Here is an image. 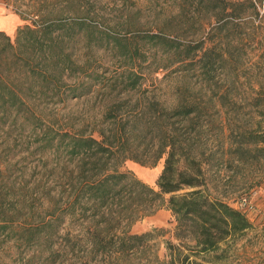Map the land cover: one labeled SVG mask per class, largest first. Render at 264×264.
I'll list each match as a JSON object with an SVG mask.
<instances>
[{
	"label": "trees",
	"instance_id": "trees-1",
	"mask_svg": "<svg viewBox=\"0 0 264 264\" xmlns=\"http://www.w3.org/2000/svg\"><path fill=\"white\" fill-rule=\"evenodd\" d=\"M4 1L31 19L12 36L0 30V247L15 248L14 263L247 264L238 242L257 224L214 192V176L232 161H264V92L250 100L258 118L232 127L230 88L161 95L137 87L148 49L213 82L227 64L215 38L228 45L263 0H178L185 26L143 35L100 26L83 0H55L56 13L34 0L23 12L21 0ZM99 52L112 56L113 70ZM67 100L77 106L54 110ZM161 158L155 187L121 170L126 159ZM163 206L172 229L132 231Z\"/></svg>",
	"mask_w": 264,
	"mask_h": 264
},
{
	"label": "rangeland",
	"instance_id": "rangeland-1",
	"mask_svg": "<svg viewBox=\"0 0 264 264\" xmlns=\"http://www.w3.org/2000/svg\"><path fill=\"white\" fill-rule=\"evenodd\" d=\"M46 1V2H45ZM29 0H21V12L29 6ZM87 18L90 17L95 23L103 27H116L119 29H131L132 32L141 33L144 31H158L160 28L172 26H185V21L179 15L178 0H83ZM34 4L44 10L43 4L48 5V10L56 13L59 5L55 0H34ZM257 16L250 15L246 21L237 25L234 37L228 45L220 43V39L215 38L218 48L224 49L227 64L226 72H217L216 79L206 84L201 75L189 69H184L183 64L174 63L171 59L156 53L153 50H145L146 60L140 63L143 78L137 88H158L159 94H169L171 88H230L231 97L237 102L234 110L228 113V118L232 127L240 124L247 126L253 123L252 118H258L257 111L251 105V98L257 95V91L264 92V0L258 7ZM28 16V15H27ZM0 17L9 22L7 25L0 24V30L9 35H14L17 27L31 22L30 17L23 18L17 11L15 5L7 4L0 0ZM26 17V16H25ZM15 20V21H14ZM241 22V21H240ZM8 28V29H7ZM192 35L186 33L190 39ZM139 36H137L138 38ZM181 36L180 38H183ZM138 41L142 44L144 40ZM78 51H84L81 43L77 44ZM147 49V47H143ZM144 50V49H143ZM99 64L108 70H113L114 59L107 52L96 53ZM167 64L166 68H159ZM107 76L109 72L105 73ZM118 83L116 88H121ZM92 88H95L94 86ZM102 88H108L103 86ZM111 88V87H109ZM250 101V102H249ZM74 100H67L55 105L54 110L67 112L75 108ZM260 157V156H259ZM261 158V157H260ZM232 161V169L222 168L214 176V192L217 195L227 194L226 199L233 206L245 210V212L256 222V211L258 204L264 203V161L263 159L251 158L248 162L237 165ZM17 166H21L17 164ZM27 166V167H25ZM30 173L33 165H25ZM163 167V158L154 165L141 164L131 159H126L121 170H129L136 177L155 187L156 179ZM173 217L166 207H159L148 215L143 216L133 225L132 231L141 232L151 228H173ZM171 232H167L163 237H159V243L163 238H170ZM250 240V242H248ZM244 244L250 254L247 264H261L262 261L253 255L254 252H263L264 244L259 235V231H250L238 242ZM162 250V244H160ZM15 248L5 243L0 247V264L14 263L12 252ZM260 255H264L260 253ZM13 261V262H12ZM260 262V263H259ZM63 264H83L77 259L68 258ZM103 264V261L99 262Z\"/></svg>",
	"mask_w": 264,
	"mask_h": 264
},
{
	"label": "crops",
	"instance_id": "crops-1",
	"mask_svg": "<svg viewBox=\"0 0 264 264\" xmlns=\"http://www.w3.org/2000/svg\"><path fill=\"white\" fill-rule=\"evenodd\" d=\"M15 21V20H14ZM8 29V28H7ZM259 208L257 209L256 211V214L255 216H257L255 219H256V222L253 220V218H250V216L248 215L249 219L251 221H253L254 223L257 224V227H258V231H259V235L261 236L262 238V244H264V203L263 204H258ZM264 249V248H263ZM264 254V250L262 252Z\"/></svg>",
	"mask_w": 264,
	"mask_h": 264
},
{
	"label": "bare ground",
	"instance_id": "bare-ground-1",
	"mask_svg": "<svg viewBox=\"0 0 264 264\" xmlns=\"http://www.w3.org/2000/svg\"><path fill=\"white\" fill-rule=\"evenodd\" d=\"M7 23L10 24L11 22H9V20H7L3 17H0V24H2L4 26V25H7Z\"/></svg>",
	"mask_w": 264,
	"mask_h": 264
}]
</instances>
